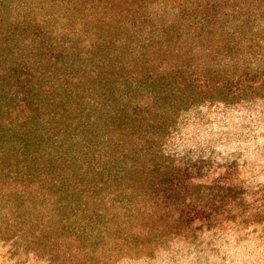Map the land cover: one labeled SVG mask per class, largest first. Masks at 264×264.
Wrapping results in <instances>:
<instances>
[{
	"label": "trees",
	"instance_id": "16d2710c",
	"mask_svg": "<svg viewBox=\"0 0 264 264\" xmlns=\"http://www.w3.org/2000/svg\"><path fill=\"white\" fill-rule=\"evenodd\" d=\"M42 2L0 0V242L23 240L29 261L100 264L104 226L125 220L151 238L226 224L264 240V181L162 145L185 113L264 96V0L165 1L191 21L146 14L160 0H60L59 24L80 36L56 34ZM146 22L158 40L142 39ZM172 29L183 45L163 40Z\"/></svg>",
	"mask_w": 264,
	"mask_h": 264
},
{
	"label": "rangeland",
	"instance_id": "374dc122",
	"mask_svg": "<svg viewBox=\"0 0 264 264\" xmlns=\"http://www.w3.org/2000/svg\"><path fill=\"white\" fill-rule=\"evenodd\" d=\"M160 1L162 3L152 4L146 14L160 12L164 6L167 8V16L173 20L182 14L188 17V21L193 20L192 17L189 18L194 12L192 7H169L166 0ZM209 1L213 2L206 0ZM59 2L60 0L42 2L47 6L46 13L54 14L50 19L54 32L80 36L81 24H75V33L69 20L62 19L63 24H59L62 17L57 16L60 15ZM13 16L11 15V20ZM178 22L181 23L180 20ZM182 23L188 24L185 21ZM152 26L151 23H144V33L147 36L142 39L158 40L160 34H156ZM193 28L190 26L186 29L192 31ZM181 35L182 38L180 32L172 29L168 36H163V40H170L180 46L185 42V38H188ZM204 40L195 41L194 48L198 49L199 45L205 43ZM204 47L212 50L216 43L209 42ZM219 59L217 57V60ZM259 66H264V63L259 62ZM199 112L202 113L183 114L179 127L172 129L180 131L163 140V147L181 156L195 155L197 159H202V166L211 170L238 160L248 172V176L256 181H264V96L242 100L230 110L223 104H206L201 106ZM125 221L119 224L118 229L114 223L107 225L108 228L104 226L107 236L100 241V248L91 253L93 260L96 259L100 264H264V240H261L255 231L237 230L225 224L222 232H210L206 235L202 233L198 237H182V234L159 229L152 233L151 238L143 232L141 225H138L139 221L136 224H131L130 220ZM129 236L131 240L123 239ZM19 241L18 245L13 242H0V264L44 263L45 260L39 258L35 262L29 261L32 252L23 247V240Z\"/></svg>",
	"mask_w": 264,
	"mask_h": 264
}]
</instances>
